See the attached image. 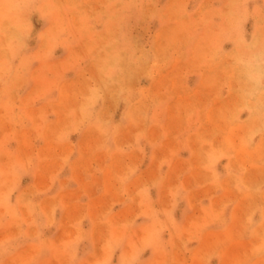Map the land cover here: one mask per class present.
<instances>
[{
    "label": "rangeland",
    "instance_id": "obj_1",
    "mask_svg": "<svg viewBox=\"0 0 264 264\" xmlns=\"http://www.w3.org/2000/svg\"><path fill=\"white\" fill-rule=\"evenodd\" d=\"M263 123L264 0H0V264H264Z\"/></svg>",
    "mask_w": 264,
    "mask_h": 264
},
{
    "label": "bare ground",
    "instance_id": "obj_2",
    "mask_svg": "<svg viewBox=\"0 0 264 264\" xmlns=\"http://www.w3.org/2000/svg\"><path fill=\"white\" fill-rule=\"evenodd\" d=\"M29 2V1H28ZM6 23V22H5ZM11 28V27H10ZM21 29V28H20ZM9 31V30H8ZM11 34V33H10ZM255 40V39H254ZM255 44V43H254ZM112 53V52H111ZM118 55H119V53H118ZM122 55H123V53H122ZM117 60V59H116ZM120 61V60H119ZM143 61V60H142ZM150 63V62H149ZM246 66V65H245ZM243 68H245V67H243ZM257 68V67H256ZM247 69H249V68H247ZM251 70V69H250ZM257 70V69H256ZM138 72V71H137ZM248 72V71H247ZM253 73V72H252ZM256 73V72H255ZM248 74V73H247ZM249 75H251V73L249 74ZM255 77V76H254ZM255 79V78H254ZM263 86V85H262ZM248 87V86H247ZM251 87V86H250ZM259 87H260V85H259ZM135 91V90H134ZM133 91V92H134ZM133 94V93H132ZM134 96V95H133ZM260 97V96H259ZM251 98V97H250ZM132 99V98H131ZM263 106V105H262ZM260 113V112H259ZM258 115V114H257ZM76 120V119H75ZM264 124V123H263ZM261 126H262V124H261ZM263 129V128H262ZM107 136V135H106ZM103 142V141H102ZM219 154V153H218ZM216 155V154H215Z\"/></svg>",
    "mask_w": 264,
    "mask_h": 264
}]
</instances>
